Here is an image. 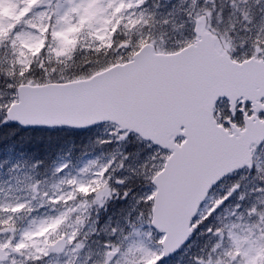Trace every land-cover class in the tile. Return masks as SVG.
Returning <instances> with one entry per match:
<instances>
[{"label":"snow or ice","instance_id":"snow-or-ice-1","mask_svg":"<svg viewBox=\"0 0 264 264\" xmlns=\"http://www.w3.org/2000/svg\"><path fill=\"white\" fill-rule=\"evenodd\" d=\"M182 13L177 25L151 0H0V127L118 146L0 174V264L182 251L189 264H264V0H183ZM188 25L193 38L171 40ZM133 140L144 148L126 152ZM117 201L120 219L98 227Z\"/></svg>","mask_w":264,"mask_h":264},{"label":"rangeland","instance_id":"rangeland-1","mask_svg":"<svg viewBox=\"0 0 264 264\" xmlns=\"http://www.w3.org/2000/svg\"><path fill=\"white\" fill-rule=\"evenodd\" d=\"M220 0H218V3ZM152 10L157 12L160 16H167V14L171 11L175 12V16L172 19L175 20L177 25L183 22V13H182V5L183 0H151ZM223 3L227 5V0H223ZM158 6V7H157ZM230 9L226 7L225 10V23L222 25H215L221 31L228 27L227 18L229 15ZM242 35H244L242 33ZM169 36L171 40H183L184 38L191 39L194 36V32L191 30V25H188L181 31L170 32ZM173 41H168L166 39V43L169 42L168 47L171 48L173 46ZM40 132L39 130H36ZM72 131V130H70ZM76 134L77 138H74L75 133H71L68 130L62 132V138L58 141L56 146L49 147L46 145H42L40 149L30 150L26 148V146L22 143H16L13 140H7L5 138L0 137V164L3 165V168L0 169V174H6L9 168H12L16 165H20L24 171H28L29 167L32 163L36 161H44V166L40 168V171L43 172L45 167L53 164L54 161L57 160L58 156L70 159L74 165L77 167L83 166L89 159H108L114 154L116 150V145L111 146H100L95 143L96 138L100 136L99 132L93 133L88 131H78ZM47 138V137H45ZM46 142V140H45ZM144 146L142 144H138L133 140L129 145L124 149L126 152L135 153L138 149H143ZM135 157H133V161ZM130 161V162H133ZM22 175V173H21ZM124 206L122 202H114L109 209L104 212H101L100 224L98 227H103L107 222L109 217L112 218L113 222L120 219L119 209ZM197 249H193L194 253ZM183 255V251L181 253L175 254L173 257L164 262V264H189V260L187 257H184L181 260V256Z\"/></svg>","mask_w":264,"mask_h":264},{"label":"trees","instance_id":"trees-1","mask_svg":"<svg viewBox=\"0 0 264 264\" xmlns=\"http://www.w3.org/2000/svg\"><path fill=\"white\" fill-rule=\"evenodd\" d=\"M68 131L71 133H75L73 137L77 138L76 134L79 133L78 131H73V130L72 131L68 130ZM62 132L65 131L48 133L42 131L38 132L36 130L25 131L14 125L0 127L1 138H10V140H13L18 144L19 143L24 144L26 148L30 150L40 149L42 145H46L49 147L56 146L59 140L65 139V137L62 138Z\"/></svg>","mask_w":264,"mask_h":264}]
</instances>
